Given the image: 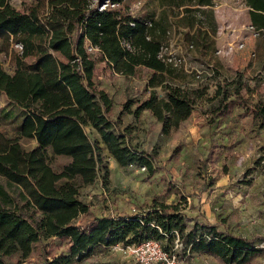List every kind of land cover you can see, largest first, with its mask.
<instances>
[{
	"label": "trees",
	"instance_id": "16d2710c",
	"mask_svg": "<svg viewBox=\"0 0 264 264\" xmlns=\"http://www.w3.org/2000/svg\"><path fill=\"white\" fill-rule=\"evenodd\" d=\"M101 2L33 0L18 8L11 0H0V39L21 46L15 51L12 72L0 61V95L25 111L18 134L9 136L0 129V175L26 193L24 202L0 207V264H11L7 259L15 255L23 262L39 242L54 237L66 240L68 250L57 255L47 252L45 264H71L88 258L97 246L161 241L176 232L189 254H209L223 264H254L263 249L244 237L219 231L216 224L195 222L188 228L179 205L163 201L155 200L145 215L94 217L84 225L77 223L91 208L80 190L102 172L108 182L104 148L121 167L138 165L150 175L159 168L158 151L131 147L126 131L119 127L121 116L112 118L114 101L100 85V64L114 75L150 72V94L132 112L139 116L148 111L161 123L163 136L177 130L207 92L205 87L173 81L185 78L175 74L177 66L161 55L172 24L195 28L185 34L190 46L199 57H207L206 62L222 65L215 56L218 25L213 0H161L165 10L149 18L133 15L124 0H111L114 6L103 9ZM244 4L251 26L264 32V0H244ZM180 7L182 15L177 11ZM158 86L163 95L158 94ZM243 89L240 74L220 84L209 97L205 114L212 120L228 116L243 97ZM252 110L253 120L264 127V100L254 103ZM87 126L100 139L92 140ZM23 138L34 139L36 146L26 149ZM53 156L66 161L56 168Z\"/></svg>",
	"mask_w": 264,
	"mask_h": 264
},
{
	"label": "rangeland",
	"instance_id": "374dc122",
	"mask_svg": "<svg viewBox=\"0 0 264 264\" xmlns=\"http://www.w3.org/2000/svg\"><path fill=\"white\" fill-rule=\"evenodd\" d=\"M11 1L21 8L25 1L33 0ZM101 1L103 4L106 0ZM124 5L136 16H153L158 12L159 0H124ZM215 6H219L215 10L219 31L215 56L222 65L214 62L208 65L195 59V47L190 46L186 35L182 36V42L177 40L178 32L171 35L166 45L184 57L175 74L185 79L173 81L207 90L191 116L170 136L161 134V123L148 111L139 116L132 112L138 101L150 94L147 86L150 72L142 69L136 76L114 75L103 70L100 64V85L114 101L112 118L121 116L119 127L126 131L131 147L146 152L158 151L159 168L150 175L138 165L121 167L104 148L108 182L103 181L102 172L93 184L80 190L81 199L91 208L89 213L79 216L78 224L84 225L94 217L145 215L158 200L179 205L180 212L187 218L188 228L195 222L216 224L219 231L244 237L264 250V127L253 120L252 110L254 103L264 100V32L251 26L244 0H215ZM180 43L184 44L181 45L183 50L178 49ZM17 50H20L18 45H7L0 39V61L10 72L14 69ZM238 74L244 83L243 97L228 116L212 120L205 114L211 104L209 97L214 96L220 84L233 81ZM156 90L163 95L160 86ZM24 114L25 111L12 104L5 94L0 95L1 130L9 136L18 134L17 127ZM86 131L92 140L100 139L91 126H87ZM21 142L26 149L36 146L34 139L23 138ZM65 161L63 157L51 158L56 168ZM25 199L26 193L21 186L0 175V207L11 208ZM161 243L174 264H223L209 254H189L177 232L171 239H161ZM132 245L97 246L88 258L71 264H134L133 257L124 253V248ZM67 250L66 240L54 237L39 242L23 262L19 263L18 255L7 261L45 264L47 252L57 255ZM254 262L264 264V252Z\"/></svg>",
	"mask_w": 264,
	"mask_h": 264
},
{
	"label": "built area",
	"instance_id": "2783aa9c",
	"mask_svg": "<svg viewBox=\"0 0 264 264\" xmlns=\"http://www.w3.org/2000/svg\"><path fill=\"white\" fill-rule=\"evenodd\" d=\"M106 2L100 5L101 9L111 4V0H106ZM111 5L114 6V4ZM18 46L21 49V46ZM161 55L165 61L176 66H179L184 62L183 55H178L172 52V50L168 49V46L163 48ZM124 253L133 257L134 264H159L161 262L174 264V261H172L173 258L168 255L164 250L161 241L157 239H148L141 244L128 246L127 248H124Z\"/></svg>",
	"mask_w": 264,
	"mask_h": 264
},
{
	"label": "crops",
	"instance_id": "0c3cea01",
	"mask_svg": "<svg viewBox=\"0 0 264 264\" xmlns=\"http://www.w3.org/2000/svg\"><path fill=\"white\" fill-rule=\"evenodd\" d=\"M213 2H214V5L212 6V8H213V10H214V15H215V20H216V22H217V25H218V17H217V15L215 14V10H216V8L217 7H219V6H215V0H213ZM17 7V6H16ZM220 7H221V5H220ZM19 8V7H18ZM165 8H166V6H165V4H162V2H161V0H159V5H158V7H157V10H158V12L155 14V15H153V17H158L159 16V14H160V12L161 11H163V10H165ZM220 9V8H219ZM249 9V8H248ZM176 10H177V8H176ZM178 12L180 11V15H182L183 14V11H182V7H180V9L179 10H177ZM131 13H132V11H131ZM133 14V13H132ZM134 15V14H133ZM136 16V15H135ZM139 17H147V18H149V16L148 15H146V16H143V15H139ZM150 17H152V16H150ZM170 18L172 19L173 17L172 16H170ZM250 22H251V20H250ZM196 27V26H195ZM190 29V27H184V26H182V25H176L175 23H173L172 24V26L170 27V35H169V39L171 38L172 39V36H175V34H176V32H178V34H177V40H179L180 39V42H182V36L184 35L185 36V34H186V29ZM176 29H178V30H176ZM194 30H195V28H192V29H190V32L191 33H193L194 32ZM219 31H217V33H218ZM173 33V34H172ZM172 35V36H171ZM216 36H217V34H216ZM214 37L215 38V41L218 39L217 37ZM168 39V40H169ZM170 39V40H171ZM184 46V44H178V49L179 48H181L182 46ZM217 45H218V41L216 42V47H217ZM181 50H183V48H181ZM193 54H194V58L195 59H197V60H202V61H204L205 63H207L208 65L210 64L211 65V63H208V62H206L207 61V57H199V55H198V53H197V51H193ZM120 216H130V215H120Z\"/></svg>",
	"mask_w": 264,
	"mask_h": 264
}]
</instances>
